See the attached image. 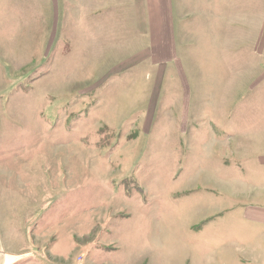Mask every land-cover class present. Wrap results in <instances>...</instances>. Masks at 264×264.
Returning a JSON list of instances; mask_svg holds the SVG:
<instances>
[{
    "label": "rangeland",
    "instance_id": "rangeland-1",
    "mask_svg": "<svg viewBox=\"0 0 264 264\" xmlns=\"http://www.w3.org/2000/svg\"><path fill=\"white\" fill-rule=\"evenodd\" d=\"M173 2L168 63L132 38L100 66L106 46L77 47L74 22L0 16V218L16 264H245L238 245L264 244L248 211L264 203V0Z\"/></svg>",
    "mask_w": 264,
    "mask_h": 264
},
{
    "label": "crops",
    "instance_id": "crops-1",
    "mask_svg": "<svg viewBox=\"0 0 264 264\" xmlns=\"http://www.w3.org/2000/svg\"><path fill=\"white\" fill-rule=\"evenodd\" d=\"M173 5V0H28L24 5L26 8L23 9L21 5L0 0V16L6 13L19 17V19L23 18V22L31 21L32 18L33 20L37 19L35 22H38V18H40L42 23H50V31H52V24L56 23L62 27L64 23L74 22L77 24L76 46L80 40L82 42L85 40L98 41L94 48L95 54L99 47L106 46L100 53V66L113 65L112 60L110 63L108 62L112 54L124 55L126 53L124 46L115 45L116 40L120 42L123 39V45L128 40V44L131 45L132 38L142 42L150 41L152 53L157 57L168 54L167 58L160 59L158 62L168 63L171 59L173 60L174 51ZM5 8L9 10L6 11ZM90 20L102 26H93L94 23H91ZM114 22L122 24L121 28L116 30L118 26ZM95 65H97L96 62ZM259 160L264 163V157ZM248 211L253 218L261 221L264 218V203L249 204ZM238 246L244 248V256L238 259V262L262 264L253 261L248 256L259 254L264 258V244L256 243L244 246L240 243ZM22 257L23 254H20L19 250L10 251L6 247V243L3 242L0 218V264H16ZM31 263L34 262L29 261L25 264Z\"/></svg>",
    "mask_w": 264,
    "mask_h": 264
}]
</instances>
